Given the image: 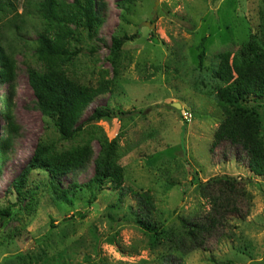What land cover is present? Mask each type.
Segmentation results:
<instances>
[{
	"label": "rangeland",
	"instance_id": "obj_1",
	"mask_svg": "<svg viewBox=\"0 0 264 264\" xmlns=\"http://www.w3.org/2000/svg\"><path fill=\"white\" fill-rule=\"evenodd\" d=\"M105 0L104 23L98 31V50L79 54L74 75L81 83L94 85L100 72L106 79L114 71L107 60L111 34L137 36L120 52V68L111 92L96 97L81 121L97 107L126 112L118 119L96 123L108 140L118 143V162L124 169V188L133 192L150 190L155 218L164 225L183 216L203 219L210 212L200 185L213 177L228 176L238 181L245 195L236 198L237 214H228L203 249L177 256L182 264H264V176L252 175L244 152L228 142L211 149L213 134L223 119L214 100L211 71L216 55L237 53L250 41H264V0H137L127 12ZM23 13V0L13 2ZM13 14L0 13V35L17 64L13 117L17 126L11 149L0 167V210L11 215L0 222V264H155L160 247H148L147 237L131 219L122 215L136 207L127 193L119 209L110 184H89L93 164L82 172L61 178L62 187L75 182L82 188L72 204L55 201L47 188V175L33 170L26 179L23 195L9 189L43 137L58 141L52 126H46L28 85L26 68L35 65L34 26L20 27L13 35ZM154 23V31L141 26ZM141 28L139 29V27ZM13 31V32H12ZM205 38V57L198 66V45ZM87 51V45H82ZM7 84L0 83V99ZM179 103L180 110L172 104ZM258 112L264 132V100ZM131 114V115H130ZM186 114L191 118L184 119ZM4 122L0 115V142ZM94 156L96 141L91 142ZM87 187H83V186ZM199 185V186H198ZM111 213L114 221L106 215ZM74 219L62 224V220ZM51 224L56 226L51 227ZM113 239V243H108Z\"/></svg>",
	"mask_w": 264,
	"mask_h": 264
},
{
	"label": "trees",
	"instance_id": "obj_2",
	"mask_svg": "<svg viewBox=\"0 0 264 264\" xmlns=\"http://www.w3.org/2000/svg\"><path fill=\"white\" fill-rule=\"evenodd\" d=\"M16 0H0V13L13 14L16 32L21 36L20 27L33 24L36 38L33 40L35 65H28V85L46 126H52L58 141L68 143V148H58L52 137L40 138L33 153L12 180L9 189L16 197H21L26 179L33 170L47 175V188L51 197L62 204H72L82 187L75 182L65 188L61 178L84 171L93 164L90 185L102 188L110 184L117 192V201L109 210L120 208L123 197L131 193L135 208L128 207L122 215L131 219L147 237L148 247L161 248L155 264H182L177 256L203 249L213 231L223 225L228 214H237L236 198L245 192L237 187L238 181L228 176L213 177L200 185V195L210 204V212L203 217H180L176 225H164L155 216V204L150 190L133 192L124 188V169L119 164L118 143L108 140L96 126L101 120L118 119L126 112L111 110L107 106L97 107L83 121V113L98 96L111 92L120 68V52L123 45L137 35L113 33L110 37L107 60L114 74L106 79L100 72L94 85L84 84L74 75L79 54H93L98 50V31L104 23L105 0H23V13L18 14ZM137 0H118L116 6L121 15L127 12ZM20 26V27H19ZM205 38L198 45V66L202 67L205 57ZM0 35V83L7 84V93L0 99V115L4 122L0 142V167L6 159L11 144L17 134L13 109L17 64L14 54L4 45ZM87 45L83 51L82 45ZM217 65L211 71L215 83L213 95L223 119L218 123L211 149L222 142L239 147L245 154L248 171L256 176H264V132L262 116L258 112L260 101L264 100V41H250L237 53L223 51L216 55ZM131 115V114H130ZM98 144L94 156L91 142ZM198 185V186H199ZM83 187H87L86 185ZM11 215L9 209L0 210V222ZM114 221L111 213L106 215ZM73 216L62 220L69 223ZM52 228H55L51 224ZM108 243H113L109 239ZM1 245V243H0ZM59 264H67L60 262ZM99 264H106L99 260Z\"/></svg>",
	"mask_w": 264,
	"mask_h": 264
},
{
	"label": "water",
	"instance_id": "obj_3",
	"mask_svg": "<svg viewBox=\"0 0 264 264\" xmlns=\"http://www.w3.org/2000/svg\"><path fill=\"white\" fill-rule=\"evenodd\" d=\"M157 4H158V0H154V7H155V8H156ZM141 26L146 27V28H148V29L151 30V31H154V29H155V25H154V23H151V22H144V23H142ZM141 26L139 27V29L141 28ZM172 106H173L176 110H180V109L182 108L181 105H180L179 103H173Z\"/></svg>",
	"mask_w": 264,
	"mask_h": 264
},
{
	"label": "built area",
	"instance_id": "obj_4",
	"mask_svg": "<svg viewBox=\"0 0 264 264\" xmlns=\"http://www.w3.org/2000/svg\"><path fill=\"white\" fill-rule=\"evenodd\" d=\"M187 118H188V119L191 118V115H190V114H186V115L184 116V119L187 120Z\"/></svg>",
	"mask_w": 264,
	"mask_h": 264
}]
</instances>
